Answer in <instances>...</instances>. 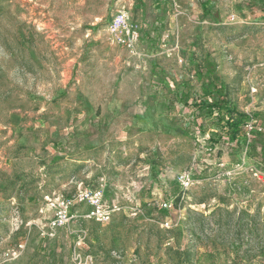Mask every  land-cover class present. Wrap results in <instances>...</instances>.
<instances>
[{
  "label": "rangeland",
  "instance_id": "rangeland-1",
  "mask_svg": "<svg viewBox=\"0 0 264 264\" xmlns=\"http://www.w3.org/2000/svg\"><path fill=\"white\" fill-rule=\"evenodd\" d=\"M259 5L0 0V264H172L176 251L185 264H264V172L241 151L210 156L151 74L156 62L195 84L196 42L239 110L264 112ZM160 16L165 33L148 47L140 30L153 35ZM80 190L102 194L108 222L87 218ZM47 197L72 203L68 225H52Z\"/></svg>",
  "mask_w": 264,
  "mask_h": 264
},
{
  "label": "trees",
  "instance_id": "trees-1",
  "mask_svg": "<svg viewBox=\"0 0 264 264\" xmlns=\"http://www.w3.org/2000/svg\"><path fill=\"white\" fill-rule=\"evenodd\" d=\"M264 13V5L257 6ZM153 35L147 28L142 27L140 34L148 47L156 46L165 33L164 17L156 20L152 29ZM196 42L188 47V65L192 71V80L178 81L172 78L156 62L151 63V74L154 77L152 83L156 89L162 87L168 90L172 97L167 104L168 111L174 113L176 104L187 109L193 119L195 133L190 135L204 138V143L209 155L216 157L228 151L244 152L246 157L258 165L264 172V131H251L246 134V126L249 123L263 124L264 112L248 114L239 110L235 99L232 98L231 86L224 82L217 72V66L208 52L198 48ZM186 54H183L185 57ZM210 120L214 126L206 132L203 122ZM177 260H171L172 264H185L186 258L181 260L183 253L177 251ZM186 254V253H185Z\"/></svg>",
  "mask_w": 264,
  "mask_h": 264
},
{
  "label": "built area",
  "instance_id": "built-area-1",
  "mask_svg": "<svg viewBox=\"0 0 264 264\" xmlns=\"http://www.w3.org/2000/svg\"><path fill=\"white\" fill-rule=\"evenodd\" d=\"M127 25V17L124 15H119L115 18L113 26L116 28H125ZM246 134L253 130L257 132L264 131V123L263 124H253L249 123L246 128ZM180 183L182 190H188L191 187V181L187 175H183L180 178ZM75 204H87L91 207V212L87 216V218L92 219L99 223H106L109 221L111 213L113 210L110 207L106 206L105 202L103 201V196L99 192H88L86 190H80L75 194L74 197ZM47 206L53 212V223L52 225L55 226H66L68 225L74 218L71 213L72 203L63 197H47ZM163 208H170L171 205L168 203L162 204ZM165 227H168V224H164Z\"/></svg>",
  "mask_w": 264,
  "mask_h": 264
}]
</instances>
